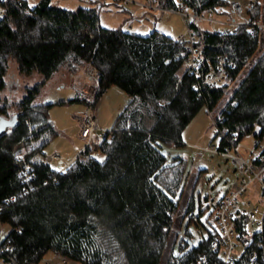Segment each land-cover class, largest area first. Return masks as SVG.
Segmentation results:
<instances>
[{
    "label": "trees",
    "instance_id": "obj_1",
    "mask_svg": "<svg viewBox=\"0 0 264 264\" xmlns=\"http://www.w3.org/2000/svg\"><path fill=\"white\" fill-rule=\"evenodd\" d=\"M158 2L215 13L230 5L229 0ZM0 9V116L8 118L11 108L18 116L15 126L0 132V223L10 226L0 240V259L39 264L49 252L81 264H192L203 253L215 259L212 237L189 245L185 236L194 238L189 231L174 251L171 234L188 160L170 154L167 146L183 145L188 123L203 107L212 110L222 101L254 58L264 29L243 24L228 32L192 19L200 72L216 70L219 57L225 60L224 82L209 84L188 68L187 48L176 37L107 27L98 6L1 0ZM246 14L262 17L264 7L257 3ZM86 65L99 76L94 105L112 85L129 99L101 144H86L64 170L57 169L33 158L56 134L48 112L53 102L37 99L57 72ZM34 73L39 77L29 80ZM75 100L87 102L79 94L69 101ZM215 121L220 149L247 134L264 135V49ZM194 198L193 190L185 208V215L192 213L189 221L195 218ZM232 264H264V231Z\"/></svg>",
    "mask_w": 264,
    "mask_h": 264
},
{
    "label": "rangeland",
    "instance_id": "obj_2",
    "mask_svg": "<svg viewBox=\"0 0 264 264\" xmlns=\"http://www.w3.org/2000/svg\"><path fill=\"white\" fill-rule=\"evenodd\" d=\"M38 1L39 0H29L32 5L36 4ZM148 1L155 3V5L160 8L162 6L159 4L158 0H130L128 3L124 2V0H52V4L68 9H76L79 6H98L101 14V22L107 27L123 28L139 34H148L154 30H159L174 37L180 32L183 33L185 22L180 13L170 10L164 11L160 10V8L154 11L140 5V3ZM229 1L231 2L233 0ZM240 1L246 5L248 3V0ZM229 8V5L222 6L220 10H222L223 13H214V16L221 20H227L229 18ZM190 12L193 13L192 10H190ZM200 21H202L201 24L208 29L225 28V24L213 23V21L207 19ZM137 22L145 24V28L143 30H137L135 27L133 28L134 25L136 26ZM263 49L264 32L261 34L260 46L254 58L246 66L237 80L232 83L222 101L212 110L203 107L199 114L188 123L183 133V145L167 146L170 154L182 153L188 160L186 176L182 184V189L179 192L180 194H178L180 208L176 213L175 226L171 234L173 248L176 252L179 250L180 240L186 234V231L191 232L196 242H199L203 236L213 229L214 226L213 223H211L213 217V203L237 183L238 174L232 157L210 150V147L215 146L217 148L220 143V134L214 137L217 132V125L214 119L218 117L220 110L227 102L232 90L255 59L262 53ZM89 69L94 68L90 65H86L76 72L61 70L43 86L37 100L42 102H53L48 112L56 130V134L43 147V153L47 156L54 152H58L63 158L64 156L70 157L71 155L79 153L87 144L84 139L79 137L81 127L74 116L85 110L86 103L77 100L69 101V99L76 97L77 90L74 87L75 85L79 89L85 84L91 83L86 75V72H91ZM38 77L39 75L34 73L29 80L33 81ZM55 79L61 80L55 82ZM12 97L15 98V96ZM128 99L129 95L118 85H112L100 97L95 104V114L99 124V129L95 132L96 137H101L103 130L112 128L117 115L121 112ZM15 113V108H11L8 118H11ZM63 131H66V135L73 138V141L70 140L69 137L64 136ZM254 141L255 134H247L239 141L236 148L241 153L250 155L255 148ZM233 150L234 148L229 149V152ZM96 154L100 159L104 158L102 151L97 150ZM52 165L57 169H61L60 167L64 166V163L57 166V162L53 161ZM199 172H201V176L197 184H195ZM193 190L195 196L193 214L195 218L189 221V216L192 213L185 215V208ZM199 193L201 194L200 196ZM202 209H204V211H201ZM179 227L181 231H178ZM254 228H256V226H254ZM9 229V224L0 223V231L3 236L6 235ZM62 258L61 255L49 252L39 264H47L48 261H53V264H81L80 262L72 260L61 263ZM0 264L3 263L0 262Z\"/></svg>",
    "mask_w": 264,
    "mask_h": 264
},
{
    "label": "built area",
    "instance_id": "obj_3",
    "mask_svg": "<svg viewBox=\"0 0 264 264\" xmlns=\"http://www.w3.org/2000/svg\"><path fill=\"white\" fill-rule=\"evenodd\" d=\"M129 1L124 0L126 3ZM257 3L264 7V0H248L247 5L240 0L231 1L229 5V18L227 20L216 18L214 16L215 12L211 10L207 12L193 11L192 13L182 4H178L175 8L164 6L160 8L150 1L140 3V5L154 11L160 8V10H170L180 13L184 18L185 29L176 38L187 48L185 62L188 68L192 72H195L196 75H203V82L220 84L224 82L227 76L225 60L223 57H219L220 64L216 70H211L205 74L200 72L202 65L200 49L196 44L197 39L190 27V21L192 19H207L213 21V23L225 24V28L219 27L216 29H223L228 32L235 31L238 26L247 24L251 30L257 31V29H264V15L259 18H250L246 14V10L256 6ZM3 12L4 10L0 9V14ZM89 70L91 72H86V75L91 83L85 84L79 89L76 85L74 86L79 96L87 100L86 108L80 117V136L86 140L87 144H101L105 136H107V130H103L101 137L96 138L95 132L99 129V124L95 114L94 102L99 76L94 69ZM223 134L225 135L224 131L222 132ZM254 144L255 148L250 155L241 153L234 144L229 145L226 149L216 148L215 146L210 147L212 151L232 157L236 166L238 180L229 191L213 203L212 223L214 227L203 236L205 238L212 237L211 251L217 257L211 259L208 253H203L192 264H232L243 254L245 247L251 243L253 236L256 233L261 234L264 231V135H256ZM232 148L234 150L229 152V149ZM24 157L25 153L21 158L25 159ZM33 158L42 163H52L57 160L64 162L62 155L58 152H54L49 156L43 152H39ZM64 164L61 170H64L69 165L66 162ZM28 172H30L29 165L26 166L25 170V173ZM28 177L29 173L27 174ZM2 238L3 235L0 231V240ZM0 262L5 264L1 259ZM66 262L67 260L62 258L61 263ZM47 264H53V261H48Z\"/></svg>",
    "mask_w": 264,
    "mask_h": 264
},
{
    "label": "crops",
    "instance_id": "obj_4",
    "mask_svg": "<svg viewBox=\"0 0 264 264\" xmlns=\"http://www.w3.org/2000/svg\"><path fill=\"white\" fill-rule=\"evenodd\" d=\"M94 1H96V0H94ZM136 28L137 30H143L144 28H145V24H141L140 22H137V24H136V26L134 25L133 26V28ZM182 32H180V33H178L177 35H176V37H178L180 34H181ZM63 79V78H62ZM61 79H55V82H59ZM73 80V79H72ZM51 81H54V80H51ZM62 86V85H61ZM78 95V93H77V91H76V95L75 96H77ZM63 98H65V97H63ZM63 98H62V100H63ZM70 98V97H69ZM73 98H75V97H72V98H70V99H73ZM69 99V100H70ZM69 102V101H68ZM83 113V112H82ZM82 113H80V114H78V115H74L75 116V118L77 119V123L80 125V127H81V124H80V117H81V115H82ZM63 133H64V136H67V137H69L68 135H66V131H63ZM79 137H81L80 135H79ZM82 138V137H81ZM97 139H98V137H96ZM69 139L70 140H72L73 141V138H71V137H69ZM82 139H84V138H82ZM85 140V139H84ZM85 142H86V140H85ZM76 146H78V145H76ZM86 146V145H85ZM85 146H84V148H85ZM83 148V149H84ZM82 149V150H83ZM82 150L79 152V153H76V154H74V155H71L70 157H66V156H64V162H62V161H56L57 162V166H59V164L61 165V164H63V163H70L73 159H75V157L76 156H78L81 152H82ZM62 152V151H61ZM65 165V164H64ZM63 167L64 166H61L60 168L61 169H63Z\"/></svg>",
    "mask_w": 264,
    "mask_h": 264
},
{
    "label": "water",
    "instance_id": "obj_5",
    "mask_svg": "<svg viewBox=\"0 0 264 264\" xmlns=\"http://www.w3.org/2000/svg\"><path fill=\"white\" fill-rule=\"evenodd\" d=\"M18 123V116L15 114L11 118H7L5 116H1L0 118V132H3L6 130L9 126H15ZM182 154V153H178ZM186 241L189 243V245H193L195 242V238H190L189 236H185Z\"/></svg>",
    "mask_w": 264,
    "mask_h": 264
},
{
    "label": "bare ground",
    "instance_id": "obj_6",
    "mask_svg": "<svg viewBox=\"0 0 264 264\" xmlns=\"http://www.w3.org/2000/svg\"><path fill=\"white\" fill-rule=\"evenodd\" d=\"M96 101V100H95ZM86 103V102H85Z\"/></svg>",
    "mask_w": 264,
    "mask_h": 264
}]
</instances>
